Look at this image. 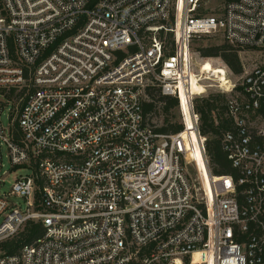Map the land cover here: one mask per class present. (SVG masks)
<instances>
[{
  "label": "built area",
  "instance_id": "obj_1",
  "mask_svg": "<svg viewBox=\"0 0 264 264\" xmlns=\"http://www.w3.org/2000/svg\"><path fill=\"white\" fill-rule=\"evenodd\" d=\"M207 1L0 0V241L45 228L0 264H264V63L232 81L191 52L218 32L264 48V0ZM154 85L180 131L145 113ZM214 87L236 175L212 173L201 132L195 98Z\"/></svg>",
  "mask_w": 264,
  "mask_h": 264
},
{
  "label": "trees",
  "instance_id": "obj_2",
  "mask_svg": "<svg viewBox=\"0 0 264 264\" xmlns=\"http://www.w3.org/2000/svg\"><path fill=\"white\" fill-rule=\"evenodd\" d=\"M96 1L97 0H93V3ZM169 40L171 41V39ZM200 53L205 57H221L236 74H240L244 69L238 51L228 41L222 44L203 46L200 48ZM203 65L206 70L217 68L214 67L210 61L204 62ZM147 91L150 100L145 102V113L149 119L151 120V114L156 112L157 108L162 104V110L167 116L164 119L165 124L161 125L159 130L162 132L180 131L183 128V124L178 121L175 112L179 103L178 99L173 96L162 94L160 88L156 85L149 86ZM9 97H14V92H12ZM224 101L225 94L219 92L214 94L211 93L207 97H196L195 108L200 114L201 132L208 137L207 151L210 157L212 173L215 175H236L237 171L232 166L230 159L221 145L223 132L232 127V120L226 115ZM44 230L45 228L41 221L29 220L18 234L0 241V251L3 254L18 253L26 243H30L39 238Z\"/></svg>",
  "mask_w": 264,
  "mask_h": 264
},
{
  "label": "rangeland",
  "instance_id": "obj_3",
  "mask_svg": "<svg viewBox=\"0 0 264 264\" xmlns=\"http://www.w3.org/2000/svg\"><path fill=\"white\" fill-rule=\"evenodd\" d=\"M225 3H226V0H208L207 3H205V5L203 6L205 8L204 11H211V10H215V9H220L224 6ZM225 41H227V40L225 39L222 32H218L216 34L199 37L193 41L191 52H192V56L194 57L195 69L197 72H198L199 68L201 67V65H203L204 62H206V61H210V62H214V63L220 62V63L225 64V62L223 61V59L221 57H218V56L205 57V56H202L200 53V48H202L203 46H207V45H211V44H222ZM234 48L239 53L240 59H241L242 64H243V68L244 67H253L256 64H263L264 63V48H239L236 46H234ZM203 68H204V65H203ZM208 71L210 72V70H208ZM229 78L232 79V81H237L238 75L236 73H234L233 71H229ZM194 89L198 90L197 86H193V90ZM217 90L218 89L216 87L210 89L212 94L217 93ZM162 107H163V105L161 104V106L159 108H157L156 112H153L151 114V117H150L151 121H153L158 126L165 124L164 119L167 116V114L162 110L163 109ZM175 112H176L178 121H180V118L178 116V111L176 109H175ZM8 114H9V110L6 109L4 112V115H3V120L5 123L8 122V118H7ZM200 126H201V122H200ZM193 155L196 158H198L199 164L201 166L202 162L200 161V155L198 154V152L193 151ZM3 156H4L5 166L8 168L10 166L11 162L7 156V149L5 147H3ZM190 171H191L193 176L196 175L195 168L192 165L190 166ZM19 173L25 174L26 171L23 170ZM11 178L13 179V177H11ZM8 185H9V183L7 184L6 187H8ZM13 198L15 200L21 201V199L19 197H13ZM0 222H1V220H0Z\"/></svg>",
  "mask_w": 264,
  "mask_h": 264
},
{
  "label": "bare ground",
  "instance_id": "obj_4",
  "mask_svg": "<svg viewBox=\"0 0 264 264\" xmlns=\"http://www.w3.org/2000/svg\"><path fill=\"white\" fill-rule=\"evenodd\" d=\"M213 69H215L216 71L215 72H218V73H220V72H222L223 71V68L222 67H217V68H212L210 71H212ZM203 70H205L204 68H203ZM222 76V80L224 79V80H226V78H224L223 77V75H221ZM225 82H227V81H225ZM193 86H197V89H199L200 88V86H199V84L197 83V82H194V84H193ZM185 120H186V124H187V126H188V133L190 134V136H191V139L193 140V142L195 143L196 141V139H197V134H195V132L192 130V120H191V116H190V112H188V111H186V115H185ZM193 151H196V152H198V154L200 155V152H199V150H198V148H197V145H195V147H194V150ZM200 161H201V159H200ZM202 164V163H201ZM203 168V167H202ZM205 176H206V178H208V180L210 179V174H209V170H208V168L206 167V165H205Z\"/></svg>",
  "mask_w": 264,
  "mask_h": 264
}]
</instances>
